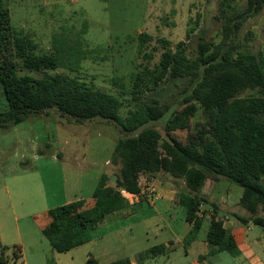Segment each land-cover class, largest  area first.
I'll use <instances>...</instances> for the list:
<instances>
[{"label":"trees","instance_id":"trees-1","mask_svg":"<svg viewBox=\"0 0 264 264\" xmlns=\"http://www.w3.org/2000/svg\"><path fill=\"white\" fill-rule=\"evenodd\" d=\"M236 1L224 3L235 8ZM263 9L264 0H246L242 11L225 15L218 44L201 32L194 46L190 39L196 28L189 29L187 41L175 47L164 38L156 40L158 46H152L151 35L139 34V54L147 64L131 74V89L116 79L121 87L116 95L72 75L80 73L82 62L90 57L89 51L55 37L52 50L40 54L33 39L15 30L9 6L0 0V85L7 102V109L0 112V128L9 129L32 116L55 111L69 124L104 121L118 133L112 154V162L120 166L115 184L111 185L108 175L103 174L90 199L43 214L50 223L42 233L53 250L66 253L89 243L91 232L108 216L129 206L127 195L144 198L143 183L147 187L161 175L185 184L186 192L177 194L175 203L185 208L186 220L192 226L187 243L197 238L207 219L206 242L213 247L212 253L227 252L233 257L240 254L217 212L208 218L201 210L209 204L203 195L207 180H227L241 187L240 206L250 213L249 219L242 220L264 230V217L259 215L264 212V57L242 51L237 44L243 23ZM159 48L160 60L150 68ZM24 71L35 75L23 74ZM168 79L188 80L176 106L148 95ZM126 95L131 97L134 108L123 118L122 97ZM199 109L205 122L194 127L192 119ZM180 130L188 132L185 143L174 136ZM39 153L42 155V151ZM176 248L174 243L156 246L141 254L140 260L168 255ZM10 249L13 259L22 258L20 247H3L0 264L9 263L6 250ZM87 264L100 263L90 256Z\"/></svg>","mask_w":264,"mask_h":264},{"label":"rangeland","instance_id":"rangeland-1","mask_svg":"<svg viewBox=\"0 0 264 264\" xmlns=\"http://www.w3.org/2000/svg\"><path fill=\"white\" fill-rule=\"evenodd\" d=\"M5 3L9 6L15 30L33 39L40 54L52 50L55 37L73 42L78 49L89 51L90 57L82 62L80 73L72 75L105 92L119 95L121 87L116 79L131 89V74L147 64L139 54V34L151 35L154 38L152 46H158L156 40L164 38L175 47L179 42L187 41L189 29L196 28L190 39L194 46L201 32L206 33V39L218 44L222 39L224 16L242 11L246 0H237L235 8H228L224 0H5ZM237 44L242 51L264 57V9L257 17L243 23L237 34ZM161 53L159 48L150 68L159 62ZM187 83V79H168L148 95L156 96L163 104L176 106L181 102L180 95ZM122 101L121 114L125 118L134 103L128 95L122 97ZM6 109V98L0 85V112ZM204 122L199 109L192 125L196 127ZM158 128L165 135L161 123ZM174 136L185 143L188 132L176 131ZM117 142L118 133L107 122L69 124L55 111L32 116L9 129L0 128V207L8 226L12 229L19 226L22 233L29 227L39 231L46 208L90 199L103 174L108 175L110 184L114 185L120 168L112 162ZM262 182L264 184V178ZM142 187L146 189L144 183ZM151 187L155 191L150 197L144 196L145 200L157 196V187ZM178 190L186 192L185 185ZM242 194L241 187L227 180L218 182L214 197L221 205V202H229L232 211H218L219 219L234 221L236 216L248 215L249 212L240 206ZM203 207L205 215L210 217V207L206 204ZM143 209L144 212L134 218H109L91 232L89 243L71 254H60L56 258L41 249L43 264H87L90 256L100 264L123 259L136 262L139 255L153 247L182 240V209H173L172 217L160 204L154 209L144 203ZM259 215L264 217V212L260 211ZM208 228L209 221L205 220L198 234L200 241L206 239ZM248 228L252 229L250 239L264 241L262 227L252 222ZM39 235L48 243L42 233ZM2 250L0 240V256ZM187 251L186 245L179 246L170 255L146 258L136 264L195 262L198 258L195 251ZM257 254L264 260L261 247ZM22 255L21 259H13V250H6V256L10 257L8 264H42V259L38 262L32 248L22 250ZM205 264L241 263L227 252H218L207 257Z\"/></svg>","mask_w":264,"mask_h":264},{"label":"crops","instance_id":"crops-1","mask_svg":"<svg viewBox=\"0 0 264 264\" xmlns=\"http://www.w3.org/2000/svg\"><path fill=\"white\" fill-rule=\"evenodd\" d=\"M163 177L165 178L166 181L163 180L164 179ZM143 181H146V180L143 179ZM147 184L149 186L157 187L158 189L157 196H155L154 198H149L145 200V197L142 198L136 195H130V194L127 195L129 206L121 211H118L108 216L105 220V223L109 218L110 219H117V218L126 219L128 217L129 218L137 217L139 213L144 212V209H143L144 203H148L150 208H154V209H156V206L160 204L164 208L165 212L170 215V217H172L173 215V212H172L173 209L175 210L182 209L183 218H184V221L182 222L183 231L180 232L182 235V240H179L176 242H170V243H174V245L177 247L186 245V247L188 248V251H187L188 253L195 251V254L197 255L198 258L195 262L190 263V264H205L207 257L218 253V252L212 253L213 247H211L206 242V239L204 241H200L198 239V236L196 239L187 243V238L189 237L192 226L186 220L185 208L175 203V196L181 193V191H179L178 188L181 187L183 189L184 182L183 184H180V181H175L171 177H168L166 175H163V176L161 175L155 180ZM217 184L218 182L207 180L205 187L203 189V195H205L209 199V204H206V206L208 208L210 207L209 210L212 213L216 211L218 214V211H221V210H225L227 212L232 213L229 202H221L222 203L221 205L220 202H218V200L215 199L214 193L217 190ZM177 185H179V187ZM185 191H186V187H185ZM69 203H71V201L66 202V204H69ZM202 207H201V210L204 212V209H202ZM50 209L51 208H46L44 214H46ZM3 212H4L3 209L0 207V240H1L2 247L18 246L23 251H26L27 248H32L33 254L37 255L38 262H40V259H42L41 260L42 264H43L44 259H43L42 252H40L41 249H45L46 251L50 252L51 254H53V256L57 258L58 256H60V254H71L72 252H74L76 249L79 248V247L75 248L66 253H57V254L52 253L53 248L49 247L51 245H48L50 244L48 240L46 239L47 240L46 242L48 243H45V241H42L39 235L40 233H42L43 229L50 223V220L47 216H45V218L39 224L40 233L39 231H36L35 229H32L31 227H29L28 230H25V233H22L19 226H16L15 229H12L11 226H8L6 220L3 218V215H4ZM156 214L158 215L157 212ZM206 217H209V216L206 215ZM249 218H250V213H248L247 216L246 215L236 216V220L234 221L223 220L225 229L227 230L228 234L234 237L238 245V248L240 250V254L234 257V260L236 262H240L241 264H264V260L260 258L257 254L259 247H261L264 250V241L263 239L254 240V241L250 239L249 232L252 229L248 228V225H250L252 222L245 223L242 220V219H249ZM8 228H10V230ZM10 231L12 232V234L10 233ZM170 243H168L167 245H169ZM168 255H170V253ZM140 256L141 255H139L136 262L134 260H130L131 264H136L137 262H141Z\"/></svg>","mask_w":264,"mask_h":264},{"label":"built area","instance_id":"built-area-1","mask_svg":"<svg viewBox=\"0 0 264 264\" xmlns=\"http://www.w3.org/2000/svg\"><path fill=\"white\" fill-rule=\"evenodd\" d=\"M154 191H155L154 187L148 186V187H146V189H143V188H142V192H141V194H142V196H148V197H150L151 194H152ZM223 222H224V221H223Z\"/></svg>","mask_w":264,"mask_h":264}]
</instances>
